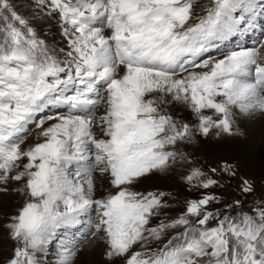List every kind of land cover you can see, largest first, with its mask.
Segmentation results:
<instances>
[{"label": "snow or ice", "instance_id": "6c2138e0", "mask_svg": "<svg viewBox=\"0 0 264 264\" xmlns=\"http://www.w3.org/2000/svg\"><path fill=\"white\" fill-rule=\"evenodd\" d=\"M56 25L63 44L44 33ZM248 31L250 46L220 48ZM257 115L264 0H0V209L20 201L0 213V264H42L53 243L55 264L89 249L102 264H264V192L238 162L211 163L213 140ZM204 143L207 164L189 150ZM178 168L195 198L140 190Z\"/></svg>", "mask_w": 264, "mask_h": 264}, {"label": "rangeland", "instance_id": "374dc122", "mask_svg": "<svg viewBox=\"0 0 264 264\" xmlns=\"http://www.w3.org/2000/svg\"><path fill=\"white\" fill-rule=\"evenodd\" d=\"M260 21H258L259 23ZM55 25V21H53ZM59 26L56 25L49 31V27H44V33L47 34L48 39L51 41L55 38L57 44H63L64 40L59 34ZM259 38V33L254 31H248L241 33L236 37L231 38L229 42L220 45V48H232L237 45L250 46L256 39ZM213 55H219L214 49ZM264 119L259 116L255 118L240 117L238 119V127L244 133L243 136H237L231 139H221L218 142L214 139L212 142V160L211 163L218 161L221 156L227 158L230 161L238 162L241 171L246 175L253 178L257 185L258 192H264V125H262ZM209 149L208 143L203 144V150L196 145H193L189 150L194 152L195 158L202 163L207 164L208 157L205 152ZM182 169H177L175 173H169L170 178L160 175L156 177H150L139 185L140 190H163L171 192L173 194V200H180L183 202L185 197L195 198L198 194L196 192H189L180 180L179 172ZM20 201L16 197H6V202L3 209H0V213H11L19 205ZM176 207L175 204H173ZM4 219L3 215H0V222ZM3 230L0 229V232ZM75 229L60 230L58 235L72 238V233ZM78 235V234H77ZM0 246L3 249V255L7 256L12 247V244L7 241L6 237L0 236ZM57 245L53 243L46 254L41 255L42 264H55V248ZM92 251V252H91ZM94 250L89 249L82 258H78L77 264H96L97 261H101V257L98 254H93ZM93 255V256H92ZM102 264V261H101Z\"/></svg>", "mask_w": 264, "mask_h": 264}, {"label": "bare ground", "instance_id": "6f19581e", "mask_svg": "<svg viewBox=\"0 0 264 264\" xmlns=\"http://www.w3.org/2000/svg\"><path fill=\"white\" fill-rule=\"evenodd\" d=\"M257 116H259V115H257ZM260 117V116H259ZM262 119H264V118H262ZM262 125H264V120H263V122H262ZM92 252V251H91ZM94 254V253H93ZM93 256V255H92Z\"/></svg>", "mask_w": 264, "mask_h": 264}]
</instances>
